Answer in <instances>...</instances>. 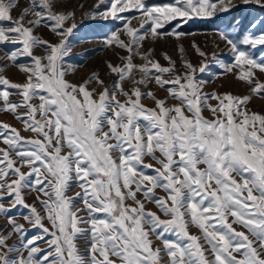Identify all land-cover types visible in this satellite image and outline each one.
Instances as JSON below:
<instances>
[{
	"label": "snow or ice",
	"instance_id": "obj_1",
	"mask_svg": "<svg viewBox=\"0 0 264 264\" xmlns=\"http://www.w3.org/2000/svg\"><path fill=\"white\" fill-rule=\"evenodd\" d=\"M241 5L264 10V0H98L86 15L121 21L104 43L126 55L106 61L114 79L73 82L76 12L28 0L14 17L18 0H0V113L21 125L0 121V264H264V113L249 107L264 99V55L243 47L264 48V17L219 32L227 59L193 41V60L179 43L194 18ZM168 38L179 64L157 56ZM213 65L248 92L206 91Z\"/></svg>",
	"mask_w": 264,
	"mask_h": 264
},
{
	"label": "rangeland",
	"instance_id": "obj_2",
	"mask_svg": "<svg viewBox=\"0 0 264 264\" xmlns=\"http://www.w3.org/2000/svg\"><path fill=\"white\" fill-rule=\"evenodd\" d=\"M146 2L150 5L153 4H164L170 2V0H146ZM28 0H18V7L13 9L12 15L14 17L18 16L22 11V8L27 6ZM98 3V0H58V4L62 7H67L69 10H74L76 12V19L78 27L74 29L73 34L68 37V44L70 46L71 51L66 57V64L74 67L75 74L69 75L68 79L73 82H82L86 79L93 71H97L100 73L101 78L105 79L106 82L114 79V77H110L107 75V67L106 61H111L116 64L119 63V56L126 55L120 49H115L106 46L104 43L105 37L114 29L121 26V21L117 20H102L99 18L92 19L86 15L94 10V6ZM234 3L240 5V0H234ZM106 5H101L100 10L103 11ZM133 12L125 13L123 15L131 16ZM256 17H264V10H261L255 6H239L235 9H231L227 13H218L217 15L209 18H194L187 25L183 27V31L186 33H191V35H186L183 37L179 43H182L184 48L187 51V54L193 59L196 60L198 57L195 54L194 49L192 48V42L195 41L200 45L201 48L211 52L217 51L220 52L223 50L224 56L222 58L227 59L230 54L228 53L227 48L219 40V32L220 31H229L234 34L232 29L229 27L230 23L239 18L243 20L244 27H247L249 20ZM133 24L136 23L135 20L132 21ZM260 33V29H257L253 32V34L258 35ZM39 34L46 39L51 41H55L56 37L46 28H41L39 30ZM177 41L168 38L167 40L158 42L156 47L157 56L161 51H167L174 59L177 60L179 64V53L176 51ZM220 44V48H216V44ZM147 46V45H146ZM10 47V46H9ZM246 50H249L256 57H260L264 55V48L257 47L255 49H251L248 46H243ZM7 49L0 48V54H3ZM43 49H37V54L42 53ZM139 62V61H137ZM20 63L28 64L30 63V58H22ZM163 63V61H162ZM217 73V66L213 65L210 73H206L203 76V79L211 81L206 85V91H217L220 93L230 91L233 94H246L248 92V87L245 84H242L236 78L231 75H228L226 78L218 75H214ZM7 75L10 79L14 81H23L24 74L19 71L16 67H9L7 70ZM93 87L95 83L93 82ZM164 93L161 92L160 95ZM13 99H18V97H12ZM149 106L152 105V101L145 100L144 101ZM249 107L257 112L264 113V99L254 98ZM205 115H209V113H205ZM0 121H7L15 125L17 128L21 127L19 121L15 120L11 115L7 113H0ZM24 135H31V133H24ZM27 171V169H24ZM75 188V186H74ZM76 191L79 189L76 188ZM162 194V193H161ZM34 194L28 196V201L31 202L34 199ZM82 207V205H81ZM149 208L156 210L155 207L151 204L148 205ZM20 211H25L21 209ZM5 223L3 218H0V225ZM8 231L7 228L4 229ZM191 232L196 233L198 230L196 228H191ZM31 235L36 234V230H33ZM81 247L86 246L83 241H79ZM41 248H46L47 245L44 243H40Z\"/></svg>",
	"mask_w": 264,
	"mask_h": 264
}]
</instances>
